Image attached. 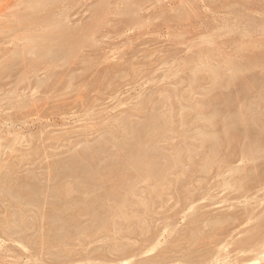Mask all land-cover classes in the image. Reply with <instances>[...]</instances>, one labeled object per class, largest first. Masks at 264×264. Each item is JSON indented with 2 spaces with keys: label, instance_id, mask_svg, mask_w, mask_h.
I'll return each instance as SVG.
<instances>
[{
  "label": "rangeland",
  "instance_id": "rangeland-1",
  "mask_svg": "<svg viewBox=\"0 0 264 264\" xmlns=\"http://www.w3.org/2000/svg\"><path fill=\"white\" fill-rule=\"evenodd\" d=\"M21 1L0 0V264H264V17L232 3L238 17L224 19V0H105L101 12L100 0H67L25 34ZM58 26L84 42H53V63L31 66L39 45L27 36Z\"/></svg>",
  "mask_w": 264,
  "mask_h": 264
},
{
  "label": "bare ground",
  "instance_id": "bare-ground-1",
  "mask_svg": "<svg viewBox=\"0 0 264 264\" xmlns=\"http://www.w3.org/2000/svg\"><path fill=\"white\" fill-rule=\"evenodd\" d=\"M67 0H22L21 2H20V5H23V6H26V5H28V7H30L31 8V12H27L26 14H23V15H21L20 17H21V19H20V23H22V25L21 26H24L25 27V29H23L24 31H23V33H25V34H27L26 32H32V33H36V29H39L40 27H41V25L45 22V21H48V19L49 18H51L52 16H53V13L51 14L50 13V11H48L47 13H45V14H43L42 13V10H40V9H44L43 8V6H48V5H51V7L53 8L54 6H60L61 4H63V3H65ZM128 1V0H127ZM126 1V2H127ZM132 1V0H131ZM131 1H129V3L131 2ZM138 1V0H137ZM137 1H135V2H137ZM215 1V0H214ZM11 2V1H10ZM212 2H213V0H212ZM31 3V4H30ZM235 4V5H237L238 4V6H240V7H242V8H244V10L246 9V10H249V11H251V12H254V13H257V14H259V15H261L262 17H264V0L262 1V0H224L223 2H222V4L218 7V6H216V8H217V11L218 12H222L223 14H225L224 16H223V18L224 19H228V14H232L233 16L231 17L232 19L235 17L236 19H237V17H238V15H237V12H236V10H234V9H232V7H231V5L230 4ZM14 4V3H13ZM100 7H98V9L100 10V12H101V9L100 8H102L103 9V7H106V5L105 6H103L104 4H106V1L105 0H100ZM131 4V3H130ZM135 4V3H134ZM138 5H140V3L138 4ZM15 6H17V5H15ZM62 6V5H61ZM65 6V5H64ZM142 6V5H141ZM50 7V6H49ZM96 7V6H95ZM212 7V6H211ZM234 7V6H233ZM51 8V9H52ZM56 9V8H55ZM62 9V8H61ZM134 9H135V7H134ZM15 10V9H14ZM21 10V9H20ZM53 10V9H52ZM245 10V11H246ZM17 11V10H16ZM23 11V10H22ZM30 11V10H29ZM104 11V10H103ZM121 11H122V9H121ZM216 11V12H217ZM238 11V10H237ZM14 13H15V11H14ZM16 14V13H15ZM18 14V13H17ZM98 14V13H97ZM104 14V13H103ZM102 15V14H101ZM132 15V14H131ZM131 15H129V16H131ZM97 16V15H96ZM100 16V15H99ZM175 16V15H174ZM178 16H180V15H178ZM54 17V16H53ZM136 17V16H135ZM100 18V17H99ZM165 19H166V17H164ZM206 18V17H205ZM245 18H248L247 20L248 21H250L247 25H245L244 27H241V29H242V32H243V34H245L246 36H248V37H250V36H252L253 35V30L256 28V24H255V21H254V19L252 18V19H249V17L248 16H246ZM97 19V18H96ZM124 20V19H123ZM130 20H131V18H130ZM171 20V19H170ZM174 20V19H173ZM179 20V19H178ZM177 20V21H178ZM229 20V19H228ZM260 20V19H259ZM181 21V20H180ZM164 22H166V21H164ZM18 23V22H17ZM48 23V22H47ZM169 23V22H168ZM174 23V22H173ZM87 24V23H86ZM95 24V23H94ZM98 24V23H97ZM137 24V23H136ZM171 24V23H170ZM169 24V25H170ZM179 24V23H178ZM7 25H9V24H7ZM93 25V24H92ZM96 25V24H95ZM173 25V24H172ZM235 25H237L238 26V24H235ZM56 26V25H55ZM179 26V25H178ZM43 27V26H42ZM41 27V28H42ZM59 27V26H58ZM233 27V26H232ZM44 28H45V26H44ZM43 28V29H44ZM54 28V27H53ZM80 28V27H79ZM121 28V27H120ZM225 28V27H224ZM47 29H48V27L45 29L46 30V32H48V33H45L44 35H41V37L40 36H38V35H36V34H32V35H28L27 37V39L29 40V41H32L31 43H35L36 45H39V52H37L36 54H38V57H36V59L34 60V61H32L31 63H30V65L31 66H34V67H37V66H39V65H41L42 63H46V61L48 62V63H53V61H54V59L52 60L51 58H49V57H47V55L45 54V52L46 51H44V50H47V49H49V50H51L52 48V46H54L53 44V42H57L58 43V45H59V43H63L64 41H68V36L71 38L70 39V43L72 44H77L78 42H81V41H83V40H81V37L80 36H77V33H75V32H73V31H67V30H65V29H62L61 27H59L58 29H57V27H56V29L55 30H52V29H49L48 31H47ZM227 29V28H226ZM16 30V29H15ZM230 30V29H229ZM90 31V30H89ZM93 31V30H92ZM189 31V30H188ZM232 31V30H231ZM260 31V30H259ZM13 32V31H12ZM19 32V31H18ZM17 32V34L16 33H14V34H16L17 35V39L16 40H18L19 38H18V36H19V34H21L22 32H20V33H18ZM45 32V31H44ZM43 32V33H44ZM181 32V31H180ZM190 32V31H189ZM232 32H234V31H232ZM41 33V32H40ZM39 33V34H40ZM87 33V32H86ZM196 33V32H195ZM194 33V34H195ZM223 33H224V31H223ZM229 33H231V32H229ZM13 34V35H14ZM38 34V33H37ZM89 35L88 36H90V32L88 33ZM186 34V33H185ZM184 34V35H185ZM189 34V33H188ZM225 34V33H224ZM262 34V33H261ZM13 35H11V36H13ZM24 35V34H23ZM92 35V34H91ZM258 35H259V33H258ZM24 36H26V35H24ZM44 36V37H43ZM74 36V37H73ZM77 36V37H76ZM195 36V35H194ZM14 37V39L16 38L15 37V35L13 36ZM23 37V36H22ZM85 37H87L86 35H85ZM192 37V36H191ZM241 37V36H240ZM256 37V36H255ZM23 38H25V37H23ZM42 38H45V40H47V42H41V40L40 39H42ZM83 38V37H82ZM232 38V37H231ZM3 39V38H2ZM7 39H8V37H7ZM86 39V38H85ZM263 40V39H262ZM28 41V42H29ZM5 42V41H4ZM7 42V41H6ZM84 42V41H83ZM88 42V41H87ZM206 42V41H205ZM204 42V43H205ZM33 43V44H34ZM197 43H199V42H197ZM211 43H213V42H211ZM246 43V42H245ZM249 43V42H248ZM206 44V43H205ZM205 44H204V47H205ZM15 45V44H14ZM18 45V44H17ZM207 45H209V44H207ZM213 45V44H212ZM212 45H210L211 47H212ZM19 46V45H18ZM20 46H22V45H20ZM23 46H25L24 44H23ZM30 46H32L31 44H30ZM29 44H28V48H26V49H30L29 47ZM243 46V45H242ZM255 46V45H254ZM15 47V46H14ZM27 47V46H26ZM32 47H34V46H32ZM31 47V48H32ZM87 47H88V45H87ZM202 47V46H201ZM215 47V46H214ZM23 48H25V47H23ZM74 48H75V46H74ZM74 48H70V49H72V50H74ZM78 48H80V47H78ZM207 48V47H206ZM8 49V48H7ZM13 49H17V48H13ZM77 49V48H76ZM254 49V48H253ZM200 50V49H199ZM211 50V49H210ZM220 50V49H219ZM5 51H7V50H5ZM11 51V50H10ZM68 51V50H67ZM25 52V49H22V51L21 52H19L18 53V57L19 56H23V53ZM201 52V51H200ZM212 52V51H211ZM5 53V52H4ZM3 53V54H4ZM14 53H16V52H14ZM205 52H203V55H204V57H205V55H206V53H208V52H206L205 54H204ZM220 53V52H219ZM236 53V52H235ZM9 54V53H8ZM68 55H67V58L68 59H72L73 60V58H69V57H71L74 53L73 52H68L67 53ZM201 54V53H200ZM199 54V55H200ZM213 54V53H212ZM216 54V53H215ZM13 55V54H12ZM33 55H35V54H33ZM50 55V54H49ZM198 55V54H197ZM202 54H201V56H203ZM209 55V54H208ZM210 55H211V53H210ZM220 55V54H219ZM5 56V55H4ZM213 56H215L214 54H213ZM11 57V56H10ZM13 57V56H12ZM74 57V56H73ZM193 57V56H192ZM195 57V56H194ZM203 57V58H204ZM217 57H218V55H217ZM219 57H222V56H219ZM0 58L2 59V56H0ZM17 58V57H16ZM66 58V57H65ZM66 58V59H67ZM206 59L208 58L207 56L205 57ZM8 59V58H7ZM13 59V58H12ZM51 59V60H50ZM65 59V60H66ZM191 59V58H190ZM190 59H188V60H190ZM193 59V58H192ZM208 59H210V58H208ZM213 59V58H212ZM10 60V59H9ZM30 60V59H29ZM29 60H27V61H29ZM70 60H69V62H70ZM204 60V59H203ZM216 60V59H215ZM219 60V59H218ZM229 61H230V59H228ZM2 61V60H1ZM3 61H4V59H3ZM76 61V60H75ZM194 61V60H193ZM7 62V61H6ZM15 62V61H14ZM64 62H66V61H64ZM77 62V61H76ZM191 62V61H190ZM198 62V61H197ZM205 62V61H204ZM209 62V61H208ZM212 62V61H211ZM215 62H217V61H215ZM222 62V61H221ZM220 62V63H221ZM233 62V61H232ZM8 63V62H7ZM192 63V62H191ZM207 63V62H206ZM213 63V62H212ZM9 64V63H8ZM60 64V63H59ZM75 64V63H74ZM200 64V63H199ZM201 64H202V62H201ZM216 64H218V63H216ZM227 64V63H226ZM232 64V63H231ZM264 64V63H263ZM5 65V64H4ZM15 65V64H14ZM54 65V64H53ZM218 65H220L221 66V64H218ZM193 66V65H192ZM27 67V66H26ZM62 67H64V66H62ZM66 67V66H65ZM71 67V66H70ZM73 67V66H72ZM77 67V66H76ZM3 68V67H2ZM30 68V67H29ZM38 68V67H37ZM51 68H52V65H51ZM58 68V67H57ZM224 68V67H223ZM11 69V68H10ZM112 69V68H111ZM117 69V68H116ZM197 69V68H196ZM206 69H207V67H206ZM214 69V68H213ZM53 70V69H52ZM114 70V69H113ZM118 70V72L120 71L119 69H117ZM223 69H220V72L219 73H221V71H222ZM243 70V69H242ZM252 70V69H251ZM8 71V70H7ZM35 71H37V70H35ZM109 71H111V70H109ZM199 71V70H198ZM6 72V71H5ZM48 72V71H47ZM46 72V73H47ZM57 72V71H56ZM65 72V71H64ZM112 72V71H111ZM115 72H117V71H115ZM208 72V71H207ZM233 72H234V70H233ZM237 72V71H236ZM244 72V71H243ZM2 73V72H1ZM0 73V74H1ZM55 73V72H54ZM70 73V72H69ZM197 73V75H198V72H196ZM6 74H8V73H6ZM48 74V73H47ZM71 74V73H70ZM73 74V73H72ZM75 74V73H74ZM113 74V73H112ZM215 74V73H214ZM196 75V76H197ZM210 75V74H209ZM233 74H231V76H232ZM236 75V74H235ZM39 76V75H38ZM76 76V75H75ZM200 76V75H199ZM214 76V75H213ZM217 76H219V75H217ZM240 76V75H239ZM3 77V76H2ZM6 77H7V75H6ZM28 77V76H27ZM53 77V76H52ZM212 77V76H211ZM227 77V76H226ZM236 77V76H235ZM70 78H71V75H70ZM221 78V77H220ZM224 78H225V76H224ZM233 78V77H232ZM242 78V77H241ZM74 79V78H73ZM210 79V78H209ZM214 79H216V78H214ZM63 80V79H62ZM77 79H75V81H76ZM213 80V79H212ZM230 80V79H229ZM53 81V80H52ZM64 81H65V79H64ZM227 81V80H226ZM225 81V82H226ZM250 81V80H249ZM51 82V81H50ZM221 82H223V81H220L219 82V84L221 83ZM238 82V81H237ZM242 82V81H241ZM14 83V82H13ZM46 83V82H45ZM65 84H66V82H64ZM70 83V82H69ZM75 83V82H74ZM35 84V83H34ZM43 84V83H42ZM41 84V85H42ZM61 84H62V82H61ZM64 84V85H65ZM216 84V83H215ZM218 84V85H219ZM232 84H233V82H232ZM237 84V83H236ZM241 84V83H240ZM252 84V83H251ZM256 84V83H255ZM33 85V84H32ZM40 85V86H41ZM52 85H54V84H52ZM63 85V84H62ZM217 85V86H218ZM223 85V84H222ZM226 85V84H225ZM216 86V85H215ZM254 86V85H253ZM252 86V87H253ZM17 87V86H16ZM62 87V86H61ZM220 87H221V85H220ZM219 87V88H220ZM225 87V86H224ZM27 88V87H26ZM50 88H51V86H50ZM228 88V87H227ZM237 88V87H236ZM245 88V87H244ZM243 88V89H244ZM19 89V88H18ZM55 89V88H54ZM249 89H250V86H249ZM16 90V89H15ZM39 91H40V89H39ZM44 91H45V89H44ZM43 91V92H44ZM55 91V90H54ZM221 91V90H220ZM227 91V90H226ZM246 91H247V89H246ZM222 93V92H221ZM174 94H176V93H174ZM226 94V93H225ZM230 94V93H229ZM233 94H234V92H233ZM247 94V93H246ZM168 95V94H167ZM223 95V94H222ZM169 96V95H168ZM240 96V95H239ZM184 97V96H183ZM168 98V97H167ZM224 98V97H223ZM226 98V97H225ZM240 98V97H239ZM239 98H236V99H239ZM176 99H178V98H176ZM189 99V98H188ZM234 99V98H233ZM229 100H230V98H229ZM141 101V100H140ZM161 101V100H160ZM181 101V100H180ZM183 101H184V99H183ZM232 101V100H231ZM149 102V101H148ZM159 102V101H158ZM157 102V103H158ZM162 102V101H161ZM166 102V101H165ZM213 102V101H212ZM227 102V101H226ZM33 104H34V102H33ZM139 104H141L140 102H139ZM165 104V103H164ZM169 104V103H168ZM209 104V103H208ZM228 104H229V102H228ZM235 104V103H234ZM166 105V104H165ZM226 105H227V103H226ZM246 105V104H245ZM139 106V105H138ZM154 106V105H153ZM205 106H206V104H205ZM210 106V105H209ZM209 106L207 107V108H209ZM235 106V105H234ZM241 106H242V104H241ZM25 107V106H24ZM31 107V106H30ZM36 107V106H35ZM167 107V106H166ZM165 107V108H166ZM196 107V106H195ZM231 107V106H230ZM29 108V107H28ZM37 108V107H36ZM139 108V107H138ZM138 108L136 109V111L138 110ZM172 108V107H171ZM211 108V107H210ZM241 108V107H240ZM240 108H239V110H240ZM32 109V108H31ZM133 109H135V108H133ZM179 109V108H178ZM181 109V108H180ZM199 109H201V108H199ZM242 109V108H241ZM19 110V109H18ZM23 110V109H22ZM21 110V111H22ZM28 110V109H27ZM39 110V109H38ZM192 110H193V108H192ZM205 110H207V109H205ZM208 110H210V109H208ZM231 110V109H230ZM247 110V109H246ZM16 112H17V110H15ZM24 111H26V110H24ZM33 111H34V109H33ZM132 111V110H131ZM135 111V110H134ZM140 111H142L141 109H140ZM182 111V110H181ZM242 111V110H241ZM19 112V111H18ZM29 112H32V111H29ZM37 112V111H36ZM39 112V111H38ZM41 112V111H40ZM44 112V111H43ZM159 112H162V110L160 111L159 110ZM201 112H203V110L201 111ZM235 112V111H234ZM250 112V111H249ZM47 113V112H46ZM45 113V114H46ZM189 113V112H188ZM204 113H207V112H204ZM216 113H218L217 112V110H216ZM245 113V112H244ZM17 114V113H16ZM15 113H14V115L17 117V115H16ZM30 114V113H29ZM41 114V113H40ZM39 114V115H40ZM44 114V113H43ZM50 114H52V113H50ZM133 114V113H132ZM144 114V113H143ZM158 114V113H157ZM160 114V113H159ZM163 114V113H162ZM175 114V113H174ZM184 114V113H183ZM200 114V113H199ZM198 114V115H199ZM215 114V113H214ZM243 114V113H242ZM251 114V113H250ZM3 115V114H2ZM19 115L20 114H18V117H19ZM23 115V114H22ZM131 115V114H130ZM136 115V114H135ZM134 115V116H135ZM186 115H188V114H186ZM197 115V116H198ZM224 115H227V114H224ZM237 115H238V113H237ZM241 115V114H240ZM247 115V114H246ZM8 116V115H7ZM46 116H48V114H46ZM133 116V117H134ZM172 116H174V115H172ZM171 116V117H172ZM204 116V115H203ZM214 115L212 114V117H213ZM243 116V115H242ZM245 116V115H244ZM4 117V116H3ZM127 117V116H126ZM135 117H137L138 118V116H135ZM148 117V116H147ZM154 117V116H153ZM166 117H168V115L166 116ZM201 117V116H200ZM212 117L210 118L211 119V121H212ZM215 117V116H214ZM220 117V116H219ZM14 118V117H13ZM128 118H130V117H128ZM132 118V117H131ZM140 118V117H139ZM150 118V117H149ZM162 119L163 118H165V116L164 117H161ZM174 118H175V116H174ZM174 118H172V121H173V119ZM182 118V117H181ZM204 118V117H203ZM207 118V117H206ZM206 118H205V121H206ZM216 119L218 118V117H215ZM263 118V117H262ZM7 119V118H6ZM9 119V118H8ZM7 119V120H8ZM11 119H12V117H11ZM159 119V118H158ZM165 119H168V118H165ZM210 119H208V121L210 120ZM233 119V118H232ZM237 119H239V121H241V123H243L245 126H247L246 125V120L244 119V118H242V117H239L238 116V118ZM254 119V118H253ZM6 120V121H7ZM14 120H16V118H14ZM13 120V122H15ZM152 120V119H151ZM154 120V119H153ZM157 120V119H156ZM186 120V119H185ZM231 120V119H230ZM128 121V120H127ZM130 121V120H129ZM160 121V120H159ZM158 121V122H159ZM164 121V120H163ZM162 121V122H163ZM167 121V120H166ZM176 121V120H175ZM174 121V122H175ZM202 121H204V120H202ZM207 121V122H208ZM209 122V123H211L212 124V122ZM214 121H215V119H214ZM218 121V120H217ZM228 121V120H227ZM19 122V121H18ZM121 122V121H120ZM119 122V123H120ZM162 122H161V124H162ZM170 122V121H169ZM173 122V123H174ZM180 122H183V121H180ZM263 122V121H262ZM261 122V123H262ZM124 123V122H123ZM166 123V122H165ZM217 124H219L218 122H216ZM237 123V122H236ZM210 124V125H211ZM120 125V124H119ZM126 125H127V123H126ZM171 125H172V122H171ZM249 125V124H248ZM254 125V124H253ZM121 127L123 126V125H120ZM158 126H161V125H158ZM163 126V125H162ZM168 126V125H167ZM204 126V125H203ZM212 126H214V127H216L215 125H212ZM212 126H211V128H212ZM245 126L243 127V128H245ZM250 126V125H249ZM115 127V126H114ZM166 127V126H165ZM213 127V128H214ZM218 127V126H217ZM262 127V126H261ZM126 128V127H125ZM124 128V129H125ZM155 128V127H154ZM168 128V127H167ZM207 128V127H206ZM242 128V127H241ZM112 129H113V127H112ZM129 129V128H128ZM148 129H149V127H148ZM162 129V128H161ZM166 129V128H165ZM169 129V128H168ZM248 129V128H247ZM259 129H261L260 127H259ZM259 129H257V130H259ZM262 129H264V127L262 128ZM118 130V129H117ZM211 130V129H210ZM218 130V129H217ZM113 131V130H112ZM129 131V130H128ZM209 131V130H208ZM254 132H255V130H253ZM115 132V131H114ZM214 132V131H213ZM226 132H227V130L225 131V134L224 135H226ZM230 132V131H229ZM236 132H238V131H236ZM243 132H245V131H243ZM246 132H248V130L246 131ZM116 133V132H115ZM144 133V132H143ZM153 133V132H152ZM161 133H163V132H161ZM205 133V132H204ZM210 133V132H209ZM239 133V132H238ZM127 134V133H126ZM206 134V133H205ZM240 134V133H239ZM247 134V133H246ZM263 134H264V132H263ZM123 135V134H122ZM216 135V134H215ZM228 135V134H227ZM241 135L243 136V134L241 133ZM247 135H249V133L247 134ZM247 135H244V137L245 136H247ZM262 135V134H261ZM117 136V135H116ZM146 136V135H145ZM150 136V135H149ZM208 136V135H207ZM212 136V135H211ZM16 137V136H15ZM128 137V136H127ZM135 137H137V136H135ZM142 137H143V135H142ZM227 137V136H226ZM18 138V137H17ZM106 138V137H105ZM131 138V137H130ZM221 138V137H220ZM229 138V137H228ZM240 138H242V137H240ZM257 138V137H256ZM260 138V137H259ZM264 137H261L260 138V140L261 139H263ZM14 139V138H13ZM103 139H104V137H103ZM144 139H146V138H144ZM225 139V138H224ZM244 139V138H243ZM247 139V138H246ZM250 139V137L248 138V140ZM255 139V138H254ZM143 140V139H142ZM147 140V139H146ZM145 140V141H146ZM212 140V139H211ZM221 140H222V138H221ZM229 140V139H228ZM241 140V139H240ZM255 140H257V139H255ZM259 140V139H258ZM218 141V140H217ZM222 141H224V140H222ZM226 141V140H225ZM252 141H253V139H252ZM6 142V141H5ZM13 142V141H12ZM127 142V141H126ZM134 142V141H133ZM144 142V141H143ZM227 142V141H226ZM257 142H260V141H257ZM124 143V142H123ZM216 143V142H215ZM217 143H219V142H217ZM216 143V144H217ZM220 143H223V142H220ZM230 143V142H229ZM244 143V142H243ZM249 146H248V143H247V146L245 147V148H250V150L252 149V152H253V150H254V148H255V144H252V145H254L253 147L251 146V142L249 141ZM136 144H138V143H136ZM228 144V143H227ZM237 144V143H236ZM6 145H7V143H6ZM5 145V146H6ZM126 145V144H125ZM215 145V144H214ZM218 145V144H217ZM220 145V144H219ZM219 145H218V147H219ZM232 145V144H231ZM239 145H240V142H239ZM122 146V145H121ZM133 146V145H132ZM243 146V145H242ZM140 147V146H139ZM139 147H137V148H139ZM208 147V146H207ZM213 147H216V146H213ZM237 147V146H236ZM252 147V148H251ZM257 147V146H256ZM260 147V146H259ZM137 148H135L137 151H139ZM244 148V149H245ZM258 148V147H257ZM256 148V149H257ZM103 149V148H102ZM240 149V148H239ZM255 149V150H256ZM35 150V149H34ZM144 150V149H143ZM142 150V151H143ZM217 151H218V148L216 149ZM250 150H247L246 152H248V153H250L249 151ZM264 150V149H263ZM125 151V150H124ZM141 151V150H140ZM244 151V150H243ZM259 151V150H258ZM37 152V151H36ZM144 152V151H143ZM33 153V152H32ZM207 153V152H206ZM34 154V153H33ZM82 154V153H81ZM84 154V153H83ZM140 154H141V152H140ZM144 154H145V152H144ZM143 153L141 154L142 156L144 155ZM149 154V153H148ZM213 154V153H212ZM238 154H239V152H238ZM252 154V153H251ZM264 154V153H263ZM36 156H38L37 154H35ZM79 155V154H78ZM208 155V154H207ZM256 155V154H255ZM262 155V154H261ZM260 155V156H261ZM134 156H135V158H137L136 157V152H135V154H134ZM134 156H132L133 157V164H135L134 166H133V164H132V166H130L131 168H132V172L133 171H135V170H133V169H135L134 167H138V169L137 170H139V169H141V167H139V165H141L140 163H142V162H140L139 161V159L141 158V156H140V158H137L138 159V161H134V160H136V159H134ZM138 156V155H137ZM145 156V155H144ZM143 156V157H144ZM150 156H151V154H150ZM153 156V155H152ZM212 156H214V155H212ZM258 156V155H257ZM264 156V155H263ZM39 157V156H38ZM38 157H36V160H37V158ZM76 157V156H75ZM80 157V156H79ZM120 157H122V156H120ZM157 157V156H156ZM34 158V157H33ZM98 158H99V155H98ZM119 158V157H118ZM117 158V159H118ZM93 159H95V158H93ZM124 159V158H123ZM129 159V158H128ZM132 159V158H131ZM130 159V161H132ZM151 159V158H150ZM251 159V158H250ZM253 159H254V157H253ZM252 159V160H253ZM256 159H258L257 157H256ZM35 160V161H36ZM40 160V159H39ZM111 160H112V158H111ZM141 160H143V159H141ZM146 160V159H145ZM149 160V159H148ZM175 160V159H174ZM208 160V159H207ZM29 161V160H28ZM73 161H74V159H73ZM91 161V160H90ZM114 161V160H113ZM153 161V160H152ZM171 161V160H170ZM215 161V160H214ZM31 162V161H30ZM37 162V161H36ZM128 162V161H127ZM203 162V161H202ZM71 163V162H70ZM74 163V162H73ZM82 163V162H81ZM147 163V162H146ZM226 163V162H225ZM27 164V163H26ZM51 164V163H50ZM59 164V163H58ZM82 164H85V163H82ZM115 164V163H114ZM144 164H145V162H144ZM210 164V163H209ZM256 164V163H255ZM92 165V164H91ZM127 165V164H126ZM146 165V164H145ZM167 165V164H166ZM85 166V165H84ZM144 166V165H143ZM142 166V168H144ZM148 166V165H147ZM146 166V167H147ZM155 166H157V165H155ZM65 167V166H64ZM210 167V166H209ZM62 168V167H61ZM127 169V171H126V169ZM125 168H123V172L124 171H126V173H118L117 175H118V177H114L115 179H116V181H117V183L118 184H120L121 182L123 183V181H125V180H127L128 181V179L130 178V174H128L127 172H128V168H127V166L125 167ZM148 168V167H147ZM165 168V167H164ZM64 169H66V168H64ZM71 169V168H70ZM115 169V168H114ZM146 169V168H145ZM262 169H263V167H262ZM55 170V169H54ZM67 170H68V168H67ZM52 171V170H51ZM118 171V170H117ZM141 171H143V169L141 170ZM129 172H130V168H129ZM153 172H154V170H153ZM257 172V171H256ZM57 173H58V170H57ZM142 173V172H141ZM147 173V172H146ZM145 173V174H146ZM164 173V172H163ZM258 173V172H257ZM261 173H263V172H261ZM78 174V173H77ZM79 174H80V172H79ZM79 174H78V176H79ZM85 174V173H84ZM96 174V173H95ZM94 175V174H93ZM111 175H112V173H111ZM135 175V174H134ZM162 175V174H161ZM254 175V174H253ZM53 176V175H52ZM95 176V175H94ZM139 176V175H138ZM164 176V175H163ZM7 177V176H6ZM27 177V176H26ZM25 177V178H26ZM81 177H82V175H81ZM140 177V176H139ZM149 177H151V176H149ZM166 177V176H165ZM255 177V176H254ZM258 177H260V176H258ZM263 177V176H262ZM24 178V179H25ZM49 178H51V177H49ZM60 178V177H59ZM58 178V179H59ZM80 178V177H79ZM94 178V177H93ZM138 178V177H137ZM143 178V177H142ZM154 178V177H153ZM152 178V179H153ZM161 178V177H160ZM62 179V178H61ZM83 179V178H82ZM162 179H163V177H162ZM258 179V178H257ZM1 180V179H0ZM6 180V179H5ZM9 180V179H8ZM94 180V179H93ZM97 180V179H96ZM101 180V179H100ZM99 180V181H100ZM140 180H141V177H140ZM150 180H151V178H150ZM7 181V180H6ZM20 181V180H19ZM79 181V180H78ZM83 180H81V182H82ZM80 182V181H79ZM78 182V183H79ZM80 182V183H81ZM84 182V181H83ZM82 182V183H83ZM97 182V181H96ZM113 182H115V180H113ZM256 182V181H255ZM62 183V182H61ZM81 183V184H82ZM92 183V182H91ZM30 184V183H29ZM34 184V183H33ZM256 184V183H255ZM258 184V183H257ZM256 184V185H257ZM121 185V184H120ZM162 185V184H161ZM252 185H254V184H252ZM10 186V185H9ZM43 186V185H42ZM61 186V185H60ZM59 186V187H60ZM68 186V185H67ZM78 186V185H77ZM133 186V185H132ZM239 186V185H238ZM96 187H98V186H96ZM115 188H117V186H114ZM155 187V186H154ZM157 187H158V184H157ZM156 187V188H157ZM249 187V186H248ZM247 187V188H248ZM10 188V187H9ZM9 188H7V189H9ZM11 188H12V186H11ZM48 188V187H47ZM57 188V187H56ZM77 188V187H76ZM89 188V187H88ZM95 188V187H94ZM98 188H101V187H98ZM242 189H243V187H241ZM251 188H252V186H251ZM42 189V188H41ZM122 189V188H121ZM131 190H132V188H130ZM21 190V189H20ZM43 190H45V189H43ZM83 190V189H82ZM111 190H112V188H111ZM52 191H54V190H52ZM57 191V190H56ZM89 191H90V189H89ZM117 191V190H116ZM115 191V192H116ZM152 191V190H151ZM10 192V191H9ZM20 192V191H19ZM18 192V193H19ZM70 193V191H69V188L68 187H62V190H61V194L62 195H66L67 193ZM77 192V191H76ZM88 192V191H87ZM91 192V191H90ZM96 192V191H95ZM128 192V191H127ZM133 192H134V189H133ZM154 192V191H153ZM11 193V192H10ZM27 193V192H26ZM40 193V192H39ZM68 193V194H69ZM93 193V192H92ZM110 193V192H109ZM112 193H113V190H112ZM120 193V192H119ZM148 193V192H147ZM152 193V192H151ZM155 193V192H154ZM20 194V193H19ZM53 194V193H52ZM60 194V193H59ZM72 194V193H71ZM89 194V193H88ZM101 194H103V193H101ZM100 194V195H101ZM106 194V193H105ZM108 194V193H107ZM116 194V193H115ZM120 194H123V193H120ZM111 195V194H110ZM149 195V194H148ZM152 195H153V193H152ZM13 196V195H12ZM104 195H102V197H103ZM112 196H114L113 194H112ZM124 196V195H123ZM149 196H151V195H149ZM241 196V195H240ZM92 197H93V195H92ZM119 197H120V195H119ZM135 197V196H134ZM90 198V197H89ZM104 198V197H103ZM112 198V197H111ZM122 198V197H121ZM124 198H126V197H124ZM128 198V197H127ZM19 199V198H18ZM41 199V198H40ZM43 199V198H42ZM54 199V198H53ZM70 199V198H69ZM138 199V198H137ZM68 200V199H67ZM84 200V199H83ZM123 200V199H122ZM128 199H126V204L128 203V201H127ZM48 201V200H47ZM53 201V200H52ZM64 201V200H63ZM62 201V202H63ZM71 201V200H70ZM85 201H87V199H85ZM93 201V200H92ZM138 201V200H137ZM20 202V201H19ZM18 202V203H19ZM24 202V201H23ZM38 202V201H37ZM59 202V201H58ZM65 202H66V199H65ZM64 202V203H65ZM69 202V201H68ZM77 202H79V201H77ZM118 202H119V200H118ZM121 202H123V201H121ZM138 202H140V201H138ZM147 202V201H146ZM33 203V202H32ZM67 203V202H66ZM112 203V202H111ZM55 204V203H54ZM69 204V203H68ZM72 204V203H71ZM122 204V203H121ZM125 204V203H124ZM136 204V203H135ZM19 205V204H18ZM30 205V204H29ZM51 205L53 206V204H52V202H51ZM62 205L64 206V204L62 203ZM66 205V204H65ZM82 205V204H81ZM89 205V204H88ZM110 205V204H109ZM146 205V204H145ZM148 205V204H147ZM71 206V205H70ZM72 206H74V205H72ZM80 206V205H79ZM111 206V205H110ZM117 206V205H116ZM128 206V205H127ZM139 206V205H138ZM141 206V205H140ZM143 206V205H142ZM149 206V205H148ZM19 207H21V205H19ZM18 207V208H19ZM51 207V206H50ZM49 207V208H50ZM56 207H58V206H56ZM56 207H52V210L54 209L55 210V208ZM61 207V206H60ZM78 207V206H77ZM112 207H113V205H112ZM120 207H122L121 205H120ZM126 207V206H125ZM144 207V206H143ZM146 207V206H145ZM23 208H25V207H23ZM22 208V209H23ZM27 208V207H26ZM67 208V207H66ZM110 209H111V207H109ZM118 208H119V206H118ZM131 208H133V207H131ZM140 208V207H139ZM138 208V209H139ZM65 209V208H64ZM70 209H71V207H70ZM98 209V208H97ZM96 209V210H97ZM114 209V208H113ZM112 209V210H113ZM123 209V208H122ZM146 209H148L149 210V208L147 207ZM24 210H26V209H24ZM24 210H22L23 212H24ZM50 210V209H49ZM48 210V211H49ZM73 210V209H72ZM79 210V209H78ZM93 210V209H92ZM95 210V211H96ZM116 210V209H115ZM119 210V209H118ZM81 211H83V210H81ZM89 211H91V210H89ZM120 211H123V210H121L120 209ZM19 212H21V211H19ZM38 212V211H37ZM55 212V211H54ZM57 212V211H56ZM70 211H69V209H68V213H69ZM72 212V211H71ZM78 212V211H77ZM105 212V211H104ZM113 212H115V211H113ZM127 212V211H126ZM126 212H124V213H126ZM137 212V211H136ZM63 213H65V212H63ZM67 213V214H68ZM80 213V212H79ZM116 213H117V211H116ZM20 214V213H19ZM50 214V213H49ZM118 214V213H117ZM119 214H121L120 212H119ZM122 214H123V212H122ZM121 214V215H122ZM24 215V214H23ZM47 215V214H46ZM77 215V214H76ZM112 215V214H111ZM129 215H131V214H129ZM48 216V215H47ZM46 216V217H47ZM57 216H59L58 214H57ZM61 216V215H60ZM71 216V215H70ZM78 216H79V214H78ZM105 216V215H104ZM106 216H107V214H106ZM113 216V215H112ZM133 216V215H132ZM21 218H23L22 217V215L20 216ZM19 217V218H20ZM55 217V216H54ZM62 217H63V215H62ZM62 217H58L57 219H60V218H62ZM67 217V216H66ZM77 217V216H76ZM75 217V218H76ZM96 217V216H95ZM94 216H93V218H95ZM98 217V216H97ZM101 217H102V215H101ZM108 217V216H107ZM111 217V216H110ZM139 217V216H138ZM16 218H18V217H16ZM64 218H65V216H64ZM135 218V217H134ZM5 219V218H4ZM122 219V218H121ZM17 220V219H16ZM15 220V221H16ZM46 220V219H45ZM51 220V219H50ZM95 220V219H94ZM132 220V219H131ZM7 221H8V219H7ZM18 221V220H17ZM48 221V220H47ZM78 221V220H77ZM76 221V222H77ZM93 221V220H92ZM69 222V221H68ZM67 222V223H68ZM93 222H95V221H93ZM113 222V221H112ZM22 223V222H21ZM38 223V222H37ZM56 222H54V224H55ZM75 223V222H74ZM91 223V222H90ZM103 223V222H102ZM122 224H123V221L121 222ZM124 223H126V222H124ZM39 224V223H38ZM41 224V223H40ZM49 224V223H48ZM53 224V223H52ZM53 224V228L56 226V225H54ZM104 224H105V222H104ZM104 224H102V225H104ZM121 224V226H124V225H122ZM135 224V223H134ZM13 225V224H12ZM23 225V224H22ZM50 225H51V223H50ZM58 225H59V223H58ZM57 225V226H58ZM107 225H108V223H107ZM114 225V224H113ZM126 225H127V223H126ZM130 225H131V221H130ZM24 226V225H23ZM62 226V225H61ZM65 226V225H64ZM77 226V225H76ZM99 226V225H98ZM105 226V225H104ZM104 226H101V228H104ZM109 226H110V224H109ZM138 226V225H137ZM7 227V226H6ZM97 227V226H96ZM114 227V226H113ZM117 227V226H116ZM116 227H115V231H116ZM119 227H120V225H119ZM146 227V226H145ZM8 228V227H7ZM50 228H52L51 226H50ZM55 228H57V227H55ZM65 228V227H64ZM76 228V227H75ZM136 228V227H135ZM16 229V228H15ZM46 229V228H45ZM44 229V230H45ZM60 229V228H59ZM99 229V228H98ZM118 229L119 228H117V231H118ZM137 229V228H136ZM143 229H145L144 227H143ZM9 230V229H8ZM8 230H7V232H8ZM17 230V229H16ZM96 230V229H95ZM48 231V230H47ZM51 231V230H50ZM83 231H85V230H83ZM121 231V230H120ZM138 231V230H137ZM146 231V230H145ZM156 231V230H155ZM21 232V231H20ZM140 232V231H139ZM147 232V231H146ZM43 233V232H42ZM67 233V232H66ZM138 233V232H137ZM18 234V233H17ZM21 234V233H20ZM20 234H18L19 236H20ZM69 234H70V232H69ZM140 234V233H139ZM146 234V233H145ZM159 234V233H158ZM157 234V235H158ZM49 235V234H48ZM63 235V234H62ZM66 235V234H65ZM22 237H23V235H21ZM142 236V235H141ZM151 236V235H150ZM252 236V235H251ZM39 237H42V236H39ZM45 237V236H44ZM59 237H60V235H59ZM67 237V236H66ZM69 237V236H68ZM149 237V236H148ZM147 237V238H148ZM48 238V237H47ZM62 238V237H61ZM61 238H60V240H61ZM63 238H64V236H63ZM153 238V237H152ZM17 239H19L18 237H17ZM21 239V238H20ZM149 239V238H148ZM59 240V239H58ZM144 239L142 238V241H143ZM54 244H56V243H54ZM61 244V243H60ZM58 245V244H57ZM146 245V244H145ZM258 245V244H257ZM144 246V245H143ZM168 249V248H167ZM256 249V248H255ZM136 250H141L140 248L139 249H136ZM165 250V249H164ZM168 250H171V249H168ZM161 252V251H160ZM166 252V251H165ZM69 254V253H68ZM67 254V255H68ZM165 254V253H164ZM71 257H72V255L71 254H69ZM122 255H124V254H122ZM128 255V254H127ZM161 255V254H160ZM67 257V256H66ZM70 258V257H69ZM161 260V259H160ZM152 261V260H151ZM154 261V260H153Z\"/></svg>",
  "mask_w": 264,
  "mask_h": 264
}]
</instances>
